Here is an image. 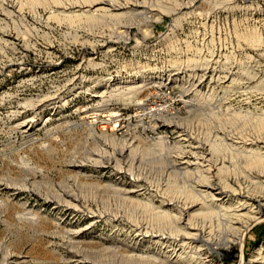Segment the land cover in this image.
<instances>
[{
  "label": "rangeland",
  "instance_id": "obj_1",
  "mask_svg": "<svg viewBox=\"0 0 264 264\" xmlns=\"http://www.w3.org/2000/svg\"><path fill=\"white\" fill-rule=\"evenodd\" d=\"M21 1L20 10L8 9L11 18L0 14V264H121L125 258L124 264H137L127 258L132 248H140L138 254L145 257L162 260L154 246L136 245L134 222L152 221L161 197L172 203L186 198L191 183L194 186L197 181L169 165L181 166L177 164L179 151L197 147V143L209 144L211 127L218 123L212 116L216 106L225 113L229 105L238 108L241 100H226L223 85L211 89L204 83L197 92L192 83L198 78H191L196 62L208 60L217 51L222 62L232 57L238 33L240 70L254 71L264 81V0H137L147 7L135 12L147 11L146 20L138 16L136 25L127 20L123 28L113 30L101 24L71 25L51 0L50 11L45 3L32 7L27 0ZM162 6L178 9L164 12ZM15 29L18 42L9 34ZM254 37L263 47H253L257 45ZM141 80L151 88L139 92L130 103L122 94L123 86ZM58 95L63 100L40 112L32 137L10 129L12 111L29 117L28 101L48 103ZM138 102L145 108H162L159 116L152 115L179 126L181 137L150 115H143L135 105ZM250 102L247 109L253 111L257 97ZM110 112L122 115L114 132L107 123ZM136 136L151 143L161 136L165 150L144 154L140 167L137 163L132 168L125 164L123 169L97 168L93 161L87 162L97 158L100 149L112 152L102 146L103 141L130 142ZM178 139L182 140L176 144ZM73 162H81V167L74 168ZM121 185L138 190L128 203L118 195ZM249 190H242L238 197L243 199L252 192L248 198L256 210L259 208L260 222L251 226L241 241L212 246L218 253L205 247L214 264H248L254 253H264V190L258 194V190ZM64 193L76 195V208L67 209L57 202ZM207 210L199 212L206 214ZM168 211L175 216L172 208ZM213 211L203 214L208 221L202 216L200 221H216ZM212 234V239L221 241L222 234L216 229Z\"/></svg>",
  "mask_w": 264,
  "mask_h": 264
},
{
  "label": "bare ground",
  "instance_id": "obj_2",
  "mask_svg": "<svg viewBox=\"0 0 264 264\" xmlns=\"http://www.w3.org/2000/svg\"><path fill=\"white\" fill-rule=\"evenodd\" d=\"M27 1L32 7L38 3H45L47 5L46 9L49 11L52 10V5L50 6L48 0H44L45 2H42L41 0ZM51 3L54 4L57 9H61V13L66 18L64 19L71 25L77 22H84L86 25L88 24L91 26L101 24L106 27L109 26L111 30H113L123 28V25L127 23V20L136 25L135 23L137 22H135V19L138 16L140 18H144V20L147 18L145 13L147 11H141L139 13L135 12L136 9L141 10L142 8L146 9L147 7L142 6L143 3H139L137 0H70L68 3L61 0H51ZM21 8V0H0V14H2V16L6 15L11 18V12H9L8 9H17L18 11ZM161 9L164 12L169 9L175 12L178 7L168 9L166 6H162ZM117 32L120 33L119 31ZM9 34L13 35L12 37L14 38V41H19V33L17 34L16 29L14 33ZM236 35L237 40L235 41H237V45L232 46V43L228 41L230 42L228 44L232 46V57H225L222 62L218 51L214 52L208 60H200L196 62L197 64L195 63V71H200L202 74L198 75L199 72L196 74L194 71L193 73L195 74H193L191 78H198L195 81L193 80L194 83L197 81L195 85L192 83L194 89H198V91L196 90L197 92L204 88V83L211 89H214L216 85H223V89H225L226 94L228 95V99L226 100L232 101L236 98L241 99L238 103V108H234V106L229 105L226 109H224L225 113L222 112V114V110L218 111L221 109V106H216V109L218 110L213 113L212 116L213 119L218 120V123L213 125L212 122L213 126L211 125V140L209 144L197 143L199 144L197 147L189 146L190 149L185 151L182 150L183 152L179 151L177 158L180 159V162H177V164L182 167H176L177 165L174 163L169 165V169H176L178 172L185 173L184 175H191L195 178V181H197L194 186L191 183V186L189 187L191 192L186 195V198L176 202L173 200L172 203L171 199L168 201L169 199L167 200V198L165 199L161 197L159 201L160 206L158 208L154 207V205L150 203V206L153 205L154 209H156V212H154L155 214H152L154 216L151 218L152 221L149 219V221L144 220L145 222H134V218L131 220L135 223L134 231L136 232L135 235L137 239V244H135L137 246H140L141 244H148L157 248L159 254L162 253V260H157L158 258L151 259V257L148 258L149 256L145 257L142 254H138L140 248H132L130 251L132 254H129L127 258L137 264H214L208 259L207 254L204 252L205 247H211L212 249V246L217 247L220 242L221 245H228V243L241 241L249 228L260 222L258 213L259 208L256 210V207H254L251 203L252 200L250 201V198H248V194H252V192H247V197H244L243 199H240L238 196L241 194L242 190L246 192V189L249 190L250 188H252L254 192H257L258 190L257 194L259 193V190H264V81L256 73H254V71L249 73L245 72L243 71V67L242 70H240V66L242 64L241 58L239 59L240 63L238 62V58L239 51L242 50L239 44V39H241V37L238 33ZM255 38L256 37H254V39ZM255 40L257 45L253 47L257 49L263 47L260 39ZM212 42H214V40ZM232 59L234 62L231 63ZM237 68L238 70L236 71ZM179 74H183V72L179 71ZM221 74L224 76L221 77ZM171 78V75H167V79L169 81H171ZM145 81L141 80L136 83H126V85L123 86L125 93L122 94L128 96L127 99H129L130 103L134 102L136 95L140 94L139 92H143L144 90H147L148 92L151 88V84L146 83ZM253 84L254 86L251 87ZM116 89H118L117 86ZM119 92L120 91H118V93ZM101 96L102 95L96 96V98H100ZM253 96L255 98L257 97L258 105L253 106L254 108L252 111L247 108L248 105L251 104L250 101ZM62 100L63 98H59L58 95L57 97L49 100L48 103L42 99L38 100L37 103L34 101H28L29 103L26 107L30 108L31 116L23 118L20 115L21 113L17 110L12 111L8 117V125L10 129L20 133L21 136L25 138L32 137L36 130V119L40 115V112L50 105H57L61 103ZM1 101L2 96H0V102ZM135 105L140 106L139 108L142 110L143 115H150L153 121L158 122L162 125V127L170 130V132L178 134V138L181 137L182 130L179 126L171 124L172 122L167 123L165 119L160 121V118L154 117L158 115L162 108L160 109V107L156 108L154 106L145 108L142 103ZM245 109H247V111ZM153 113L154 116L152 115ZM99 114L100 113L97 115L99 116ZM121 116L122 115L120 114L111 112L107 115V123L112 126L113 132L119 127ZM141 121L142 120H140V122ZM90 125L92 126L93 123L90 122ZM91 129L94 130V128ZM137 136L134 138L131 137L132 140L130 142L127 139L126 141H117L116 139L103 141L104 144L102 143V146L105 148H112V152L109 154L107 150L100 149L98 153H95L97 154V158H95L96 160L94 158H89L90 161L88 160L87 162L90 163L93 161L92 163L97 168L113 167V169H123L124 166L121 165L124 164L128 165V168H132L137 163V167H140L143 163L144 154H148L152 151L162 152L165 150L166 142L163 137H158V135L157 141L151 143L152 141H143ZM181 140L182 139H178L176 144H179ZM184 140L187 141L186 139ZM178 148L180 150L182 149L181 144ZM79 164H81V162H79ZM79 164L74 163L73 167H81ZM133 187L135 188V186ZM133 187H127L124 185L119 186L117 191L118 195L120 194V196L123 197L122 201H129L132 195L138 191L133 189ZM198 188L201 189L196 190ZM225 191H227L229 195H224ZM70 193H64L58 198L57 202H59V204H63L67 209L72 210L76 208V202L78 200L75 197L76 195L74 196V194L72 195ZM147 205L149 206V204ZM168 208H172L175 211V216L170 215ZM205 208L209 209L210 212L213 211V209H216L215 212L213 211L215 216L212 213L213 218H216L217 222L214 221L216 222V225H213L214 222L208 223L209 225L205 222L207 224L206 225L202 223L203 221H200V216H202V220L205 221L206 216H203V214L206 215L209 212V210H207L208 212H206V214H201V212H199L203 211ZM147 209H150V207ZM76 210L77 209H75V211ZM207 219L209 218L207 217ZM91 224H95V222ZM150 224L152 226L154 224V227ZM215 229L219 234H222L220 235L221 237H219V239L221 238V241L218 240V238H214L215 240L212 239V232L215 231ZM79 231L80 230H78V232ZM78 232L76 233L75 231L74 235H77ZM211 251L218 253L213 249ZM123 255V257H125V254ZM121 260L123 261V259ZM125 260L127 261L126 258ZM148 260L152 263H147ZM124 261L122 263L120 261L119 262L124 264ZM97 264L109 263L101 261ZM248 264H264V253L261 251L254 253Z\"/></svg>",
  "mask_w": 264,
  "mask_h": 264
}]
</instances>
